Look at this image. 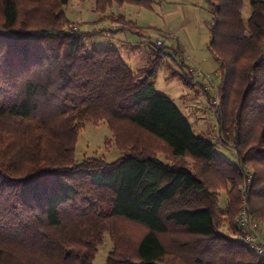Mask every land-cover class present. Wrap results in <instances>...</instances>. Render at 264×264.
I'll return each instance as SVG.
<instances>
[{
  "label": "trees",
  "instance_id": "trees-1",
  "mask_svg": "<svg viewBox=\"0 0 264 264\" xmlns=\"http://www.w3.org/2000/svg\"><path fill=\"white\" fill-rule=\"evenodd\" d=\"M67 1L0 0V264H92L104 232L105 264H264L216 226L237 230L238 163L252 169L249 214L264 220V0H249L246 21L244 0H206L207 47L220 69L216 123L235 163L155 87L163 57L178 63L177 47L155 44L135 70L116 48L87 53L94 33L67 18ZM152 3L94 0V10ZM115 20V30L134 27ZM179 66L173 76L194 85ZM99 122L122 155L76 162L79 131Z\"/></svg>",
  "mask_w": 264,
  "mask_h": 264
},
{
  "label": "rangeland",
  "instance_id": "rangeland-1",
  "mask_svg": "<svg viewBox=\"0 0 264 264\" xmlns=\"http://www.w3.org/2000/svg\"><path fill=\"white\" fill-rule=\"evenodd\" d=\"M63 11L69 20L77 23L78 30L94 33L85 39L87 53L100 48H116L121 58L134 70L153 57L150 50L158 39L163 40L162 47H167L168 53L172 51L168 48L177 47L179 53L175 58L178 63L168 55L162 59L154 79L157 91L172 100L195 135L215 142L222 156L232 163L236 162V156L230 148L232 140L224 142L218 133L215 113L218 106L211 103V100H219L220 74L216 72H220V69L219 62L207 47L212 18L210 5L206 0H153L152 9L131 4H113L104 13L94 10V0H68ZM241 13L246 21L250 14L249 0H244ZM119 15H123L134 27L126 26L115 30V27H122V23L115 20ZM183 63L184 68L197 81L192 86L185 85L178 76H173L182 71L179 64ZM156 154L161 159L166 156L163 151H157ZM121 155V151L113 144L111 132L105 123H85L79 131L74 149L76 162L89 157L112 162ZM247 169L252 174L251 167ZM242 184L243 180L239 189ZM225 201V192L220 191L221 208ZM257 221L264 234V220ZM216 226L218 232L234 236L228 221L221 220ZM111 248V240L107 232H104L92 264H105Z\"/></svg>",
  "mask_w": 264,
  "mask_h": 264
},
{
  "label": "built area",
  "instance_id": "built-area-1",
  "mask_svg": "<svg viewBox=\"0 0 264 264\" xmlns=\"http://www.w3.org/2000/svg\"><path fill=\"white\" fill-rule=\"evenodd\" d=\"M156 45L162 46L163 40L158 39ZM220 74V72H216ZM211 103L218 106L219 100H211ZM231 148V147H230ZM232 152L235 154V150L232 149ZM241 169V176L243 180V184L241 186V202L240 207L236 216L237 230L234 232V236H228L230 239L235 242H240L245 244L248 249L255 254L258 258L264 259V235H262L258 221L254 219L248 211L245 189L251 180V172L247 167L242 164H237ZM227 236V235H226Z\"/></svg>",
  "mask_w": 264,
  "mask_h": 264
},
{
  "label": "crops",
  "instance_id": "crops-1",
  "mask_svg": "<svg viewBox=\"0 0 264 264\" xmlns=\"http://www.w3.org/2000/svg\"><path fill=\"white\" fill-rule=\"evenodd\" d=\"M150 52H151V54H152V51L150 50ZM186 101V100H185ZM262 235H264V234H262Z\"/></svg>",
  "mask_w": 264,
  "mask_h": 264
}]
</instances>
